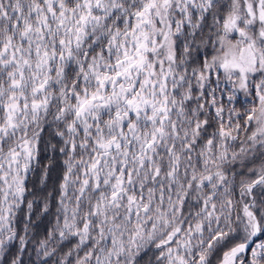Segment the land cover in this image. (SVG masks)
I'll return each mask as SVG.
<instances>
[{
  "label": "snow or ice",
  "instance_id": "1",
  "mask_svg": "<svg viewBox=\"0 0 264 264\" xmlns=\"http://www.w3.org/2000/svg\"><path fill=\"white\" fill-rule=\"evenodd\" d=\"M0 264H264V0H0Z\"/></svg>",
  "mask_w": 264,
  "mask_h": 264
}]
</instances>
